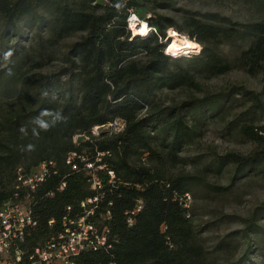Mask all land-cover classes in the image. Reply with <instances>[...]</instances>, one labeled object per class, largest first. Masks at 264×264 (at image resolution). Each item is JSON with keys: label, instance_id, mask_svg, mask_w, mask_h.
Returning a JSON list of instances; mask_svg holds the SVG:
<instances>
[{"label": "trees", "instance_id": "1", "mask_svg": "<svg viewBox=\"0 0 264 264\" xmlns=\"http://www.w3.org/2000/svg\"><path fill=\"white\" fill-rule=\"evenodd\" d=\"M169 8L168 0H0V208H31L35 226L20 245L27 253L57 236L63 218L92 211L87 222L105 245L74 264H264V203L200 227L184 205L186 194L224 198L264 179V91L202 84L233 70L264 75V19L159 14ZM131 15L147 36L131 33ZM169 30L200 50L173 57ZM44 110L47 131L33 123ZM116 121L121 129L92 133ZM209 125L252 150L182 156ZM42 165L29 193L22 184ZM189 165L198 174L178 171ZM224 175L225 187L206 181ZM232 219L241 227L208 245L204 232Z\"/></svg>", "mask_w": 264, "mask_h": 264}, {"label": "rangeland", "instance_id": "2", "mask_svg": "<svg viewBox=\"0 0 264 264\" xmlns=\"http://www.w3.org/2000/svg\"><path fill=\"white\" fill-rule=\"evenodd\" d=\"M170 1L172 8L167 10H160L159 14L170 18L177 19L182 11H192L199 13H216L224 17L230 18L233 22L247 23L264 19V0H168ZM134 23V24H133ZM131 26L140 28L144 22H130ZM146 25V24H145ZM148 29L147 33L150 31ZM173 30L166 32V50H168V44L170 43V33ZM134 35V34H133ZM136 36V35H135ZM145 37V36H143ZM181 37V36H180ZM185 38V37H184ZM77 38L67 40V43L75 41ZM193 50L190 53H184L183 51H175L173 57L197 54L200 50ZM228 52V49L225 48ZM203 90L216 92L222 89H226L229 86L237 85L243 86L247 90L255 91L257 93L264 91V75L249 76L244 74L243 71H230L227 74L211 79L203 80ZM198 94V93H197ZM199 96V95H198ZM264 102V95H262ZM122 123L116 121L101 129L94 128L92 133L97 134L100 130L111 129L117 131L121 129ZM204 135L196 143L187 146L186 151L182 152V156L186 159H193L197 156L212 157L213 155H223L225 153H242L246 155L252 150V145L242 142L236 137L227 138L224 137L220 129L214 125H209L204 129ZM178 171H182L188 174H198L196 169L192 168V165L186 166L185 169L179 168ZM208 183L215 186L225 187L229 184L228 176L222 177L209 176L206 180ZM213 195L206 191H197L194 194V198L190 197L191 212L194 213L193 225L203 226L207 223L215 221L220 216H246L256 206L264 203V179H255L245 182H240L234 190L226 197H212ZM20 204V203H19ZM21 205H27L22 203ZM241 226L230 220L229 223L214 226L209 232H204L203 237L207 239V244L214 245L219 238L225 236L229 232L238 230ZM256 262V261H255Z\"/></svg>", "mask_w": 264, "mask_h": 264}, {"label": "built area", "instance_id": "3", "mask_svg": "<svg viewBox=\"0 0 264 264\" xmlns=\"http://www.w3.org/2000/svg\"><path fill=\"white\" fill-rule=\"evenodd\" d=\"M137 21V18L131 15L128 26L130 22ZM46 172L45 166L42 165L23 182V187L27 188L29 193L34 192ZM96 184L98 183L94 181V185ZM184 196V205L188 207L190 195ZM94 201L96 199L87 200L80 206L84 209ZM90 214L92 211H84L83 216L74 219L63 218L62 230L57 236L46 241L41 248L27 253L20 245L24 242L26 233L35 226L31 208L10 201L3 203L0 208V264H74V258L82 251H96L105 245V235L99 234L95 227L87 222Z\"/></svg>", "mask_w": 264, "mask_h": 264}, {"label": "bare ground", "instance_id": "4", "mask_svg": "<svg viewBox=\"0 0 264 264\" xmlns=\"http://www.w3.org/2000/svg\"><path fill=\"white\" fill-rule=\"evenodd\" d=\"M134 24V23H133ZM131 30L134 35L136 36H147L148 29L146 28L145 24H142L140 28H135L134 25L131 26ZM171 39L170 43L168 44V50L167 52L172 54L175 53V51H183L184 53H190L193 52L195 49H199L198 46L193 45L190 40L184 37H180L177 33L174 31L170 33Z\"/></svg>", "mask_w": 264, "mask_h": 264}, {"label": "clouds", "instance_id": "5", "mask_svg": "<svg viewBox=\"0 0 264 264\" xmlns=\"http://www.w3.org/2000/svg\"><path fill=\"white\" fill-rule=\"evenodd\" d=\"M12 55V52L9 51L5 54V59H7L8 57H10ZM52 115V113L48 110H44L40 113V116H37L33 119V123L37 124L41 129L47 131L49 129V123L43 119L42 117H45V116H50ZM57 116V119H59V113L56 114ZM20 131L22 133H25V128L24 127H21ZM31 147V145L29 146Z\"/></svg>", "mask_w": 264, "mask_h": 264}]
</instances>
